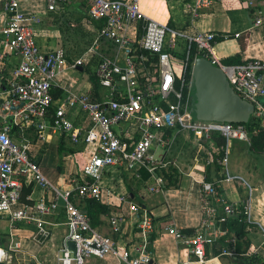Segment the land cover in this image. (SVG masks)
<instances>
[{
	"label": "built area",
	"instance_id": "obj_1",
	"mask_svg": "<svg viewBox=\"0 0 264 264\" xmlns=\"http://www.w3.org/2000/svg\"><path fill=\"white\" fill-rule=\"evenodd\" d=\"M71 1L45 0L46 10L57 13ZM222 1L186 3L184 9L191 25L180 29L146 15L141 0H88L86 23L92 31V40L75 56L65 46L43 51L36 40L40 15L25 13L20 0H0V75L3 76L12 58L17 59L11 78L0 91V264H33L23 255L21 243L13 240L17 225L35 226L32 240L43 245L52 236L45 218L62 211L66 215L67 234L57 249V264H92V259L103 260L108 256L118 264H154L148 245L154 230L153 218L146 209L128 197L120 198V206L128 208L143 235V243L121 248L112 236L92 226L79 203L88 199L104 202L108 195L104 177L117 167L130 173L145 169L153 181L148 191L161 193L163 181L157 172L177 167V162L166 160L165 155L183 134L193 137L195 159L204 153L207 165L220 155L213 134L226 138L224 156L218 160L225 167L226 177L218 184L225 187L241 183L248 189L250 202L242 210L239 205L220 199L224 215L219 216L211 201L219 198V191L214 183L203 180L205 217L200 228L192 235L176 225L165 230L170 237L187 245L199 264L207 262L208 249L218 248L221 255L236 256L235 238L227 241L231 249L220 246V241L229 236L221 226L229 217L244 213L249 222H254L251 219L254 188L229 169L232 142L250 145V134L243 124L195 120L191 114V79L194 63L200 56L218 66L233 90L254 105L252 117L259 129H264V61L251 58L226 65L215 52L214 45L220 37L194 29L201 12ZM248 5L253 7L254 1H248ZM261 24L262 20L257 19L256 26ZM240 37L241 34H236V38ZM80 68L89 82L87 92L77 90V81L72 85L64 81L79 74ZM55 87L65 92V98L56 106L54 119L50 121ZM81 115L84 119L80 124L77 120ZM33 135L39 140L64 135L73 145H85L88 160L67 188L54 186L41 172L32 156ZM158 147L165 151L160 157L153 153ZM33 183L52 196L41 198L35 205L23 203V188ZM4 222L10 236L7 246L1 235ZM124 222L123 215L113 216L111 232L121 234ZM70 243L74 244V250Z\"/></svg>",
	"mask_w": 264,
	"mask_h": 264
},
{
	"label": "crops",
	"instance_id": "obj_2",
	"mask_svg": "<svg viewBox=\"0 0 264 264\" xmlns=\"http://www.w3.org/2000/svg\"><path fill=\"white\" fill-rule=\"evenodd\" d=\"M20 1L22 10L25 13H37L41 17V23L36 26V40L38 46L43 51L59 47V44L61 41H64L67 35H70L71 38H69L72 43L84 42L85 35H91L92 37V31L86 23L88 18V0H72L70 4L61 7L57 13L47 12L45 0ZM191 1L168 0V3L165 2L164 4L163 2L161 3V0H153L149 2V6L153 5L157 10L162 5L165 8L169 7L173 12V16L167 17L168 21L166 24L182 29L191 25L189 16L185 13L184 9V5ZM248 1L250 0H223L209 9H204L201 12L200 18L194 24L195 30L213 32L220 37L216 45L220 48L221 53L218 52L216 55L223 63L234 60V63L239 64L251 58L264 61V0H253V7H249ZM149 6L144 5L143 8L144 13L148 16L147 11ZM67 17L68 19H66ZM257 19L262 20L260 26H256ZM1 20L2 16L0 14V25ZM78 20L81 21L80 24H78ZM66 23L67 26L64 29L63 27ZM77 29H80V32L82 31L84 36L77 33ZM70 31H73V33ZM236 34H241V37L236 38ZM223 37H228V39L224 40ZM1 39L2 36L0 35V42ZM57 44L58 46H56ZM16 62L17 59L12 58L11 62L6 64L3 76L0 75V91L5 88L6 83L11 78L12 65ZM83 72V70H79V74H77L81 77L72 74L70 77L64 79L65 83L72 85L73 81H77V90L87 92L89 82L83 76ZM57 92L60 95L56 98L54 96ZM52 95L54 99L52 109L55 110L56 106L62 104L65 92L55 87L52 89ZM83 119L84 115H81L77 123L81 124ZM31 139L32 155L43 175L54 186L63 187L61 189L67 188L70 180L80 174L88 160V154L86 158L84 157L87 153L85 145H73L70 139L64 135H52L45 140H39L37 136L33 135ZM185 141H192L191 136L183 142ZM177 143L178 139L175 145ZM192 143L194 142L192 141ZM49 148H52L54 151L58 150L57 153L60 156L64 155L61 158L59 167H42L43 159L47 157V155H44L46 154L45 149ZM43 150L44 153H42ZM193 151H195L194 156L196 157V145ZM198 158L201 161L200 168H191L188 171L184 170L185 172H182V168L177 167L181 175L177 189L166 187V183L162 178L163 191L158 194H151L148 191V187L153 185V181L151 179L147 181L143 179L142 171L145 169L138 170L136 173H130L125 168L120 167L111 169L104 177V187L108 195L104 202H100L109 207L111 211L109 216L103 217V225L96 228V230L112 236L115 240V234L110 230V219L113 216L123 215L125 218L123 231L119 234L120 239L115 240V242L121 248H130L143 243V235L138 228L135 217H132L127 207L120 206V198L128 197L133 203L146 209L153 218L154 230L148 239V245L150 251L153 253L154 264H199L198 258L191 253L190 248L184 243L170 237L165 230L167 226L176 225L185 234L192 235L200 228L203 222L205 213L203 208L202 181L204 179L205 166L207 165L205 161L206 154L202 153ZM32 185L33 192L28 198L33 205L37 204L43 197L52 196L40 190L35 183ZM220 188L222 193L221 195L219 193V198L211 200L212 204L218 208L219 216L224 215L223 204L220 199L230 201L239 206L250 202V198L247 196L248 193L246 194L247 188L244 186L235 184L233 186H221ZM262 189L259 195L251 200V219L254 222L248 221V215L246 222L242 223L239 221L242 226L244 225V229L239 237H236V234L231 231L228 225L224 224L229 236L220 241V246L231 249L227 241L228 239L235 238L238 243L234 250L236 256L221 255V250L218 248L208 249L207 262L203 264H250L251 256L260 259V262L257 261L256 264H264V187ZM259 211L262 214H258ZM45 220L51 229L52 236L43 245H39L32 240L36 231L35 226L17 225L18 231L15 233V237H18L17 242L21 243L23 255L29 258L33 264H57V249L62 245L67 234L66 226H64L66 215L63 211L46 217ZM60 227L63 228L62 232H56ZM221 227L223 229V225ZM3 244L7 246L8 241L7 244L5 241ZM92 264H118V262L113 257L108 256L103 260L92 259Z\"/></svg>",
	"mask_w": 264,
	"mask_h": 264
},
{
	"label": "trees",
	"instance_id": "obj_3",
	"mask_svg": "<svg viewBox=\"0 0 264 264\" xmlns=\"http://www.w3.org/2000/svg\"><path fill=\"white\" fill-rule=\"evenodd\" d=\"M80 20H78V24L81 23ZM77 33L82 34V31L80 32V29H77ZM84 40H85L83 42L84 45L76 47L75 50L72 47H66V48H69L68 50L70 51H74L75 56H79L85 50V48L91 44V40H92L91 35H85ZM70 43H72V41H70ZM73 43L80 44L82 42H73ZM194 56H195V53H194ZM233 61L227 62L225 64L226 65L237 64V63H234ZM99 89L100 88L98 87V90ZM58 95L60 94L57 92L54 97L57 98ZM54 115H55V110L51 108L50 116H49L50 121H53ZM243 125L246 126V128L249 131L250 145L243 143V142H239V141H233L231 149L234 151L237 147H241V149H243L246 152V154H248L249 156L255 157L258 161H261L264 165V129H259V124L258 122H256V120L253 117L251 118L249 123L243 124ZM167 134L171 135V132H168ZM180 139L181 138L179 137L178 143L174 146L175 149H172L173 151H171V153L168 154V157H170V159L178 157V159L180 160L181 158L180 154L183 153L182 151L183 150L188 151L190 147L192 149L191 151L192 157H194L195 151L193 150L195 148V144L192 143V141H185V142L182 141L181 142ZM213 140H214L216 147L220 150V155L214 160L213 163H211V165H206V166L204 165L205 174H204L203 180L214 183L221 195L222 191L218 183L222 181L223 179H225L226 174H225V167L221 165L218 160H220L224 156V151L227 145V140L226 138L222 137L218 133L213 134ZM61 150H62V147H61ZM166 160H169V158H166ZM261 174L264 178V167H261ZM157 175L163 178V180L166 183V187L168 188L171 187L175 189L178 188L179 182L181 180V175L176 166H172L169 169L158 170ZM142 177L145 181L151 179L150 174L146 170L142 171ZM32 192H33L32 184L29 186H24L22 195H21V201L27 205H33V203L28 200V196H30ZM245 205L246 204L244 203L242 206H240L242 210H244ZM79 208L83 210L84 212H86L94 228H98L102 226L104 223L103 217L109 216V213L111 211L109 207L101 204L99 201H96L94 199H88V200L81 201L79 203ZM246 219H247V214L245 213L239 216L233 215L228 218L226 225H228L231 231H233L234 234H236V237L237 236L239 237L244 229V225L242 226V224H240L239 221L243 223V222H246ZM119 239H120V235L116 233L115 240H119ZM250 260H251L250 264H256L257 261L260 262V259L256 257H252V256Z\"/></svg>",
	"mask_w": 264,
	"mask_h": 264
},
{
	"label": "water",
	"instance_id": "obj_4",
	"mask_svg": "<svg viewBox=\"0 0 264 264\" xmlns=\"http://www.w3.org/2000/svg\"><path fill=\"white\" fill-rule=\"evenodd\" d=\"M190 96L192 117L199 121L247 124L255 112L254 105L233 90L223 71L205 58L194 63ZM69 247L74 250L73 243Z\"/></svg>",
	"mask_w": 264,
	"mask_h": 264
},
{
	"label": "rangeland",
	"instance_id": "obj_5",
	"mask_svg": "<svg viewBox=\"0 0 264 264\" xmlns=\"http://www.w3.org/2000/svg\"><path fill=\"white\" fill-rule=\"evenodd\" d=\"M152 1L153 0H141V2H142V10L144 8V5L145 6H149V2H152ZM154 1H156V0H154ZM162 2L165 4V2L168 3V0H161V3ZM147 12H148V14H149V16L151 18H154V19H156L157 21H159L161 23H166L168 21L167 17L168 16H173V12L170 10V8L169 7L165 8L163 5L160 6L159 10H157L153 5L149 6ZM66 19H68V17ZM66 26H67V23L65 24V26L63 28L66 29ZM70 32L73 33V31H70ZM69 37H70V35L69 36L67 35L64 38V41H61L59 46L72 47L75 50L76 47L84 45L83 42L80 43V44L70 43V38L71 37L70 38ZM65 41H68V42H65ZM53 46H55V45H53ZM56 46H58V44ZM214 47H215V51H216L217 54H218V52L221 53V50H220L219 47H217V45H214ZM67 49H69V48H67ZM198 58H204V57L200 56ZM178 59L182 60V57L179 56ZM179 64L180 63H177V66ZM77 76L81 77L80 75H77ZM75 79H77V78H75ZM180 138H181L180 141L182 142L184 140H188L189 135L188 134H183ZM173 149H175V147ZM191 151H192L191 147L188 149V151H184L183 150L182 151L183 153L180 154V156H181L180 160L178 159V157L170 159V157H168V153L166 154V156H167V158H169V160H171L173 162L177 161V164H178L177 167L182 168L181 171L185 172V171H188L191 168H196V167L200 168V164H201L200 159L197 158L199 160V161H197V159H195V156L192 157ZM57 152H58V150L54 151L52 148L45 149V153L46 154H44V155H47V157L45 159H43L42 167H59V165L61 164L60 163L61 162V158H63L64 155L60 156V154H58ZM231 152H232V154H231L230 162H229V169H230L231 173L233 175H237V176L243 177L248 183H250V185L254 188V191H255L254 195H253V198H256L259 195V193L263 190L262 188L264 187V178H263V176L261 174V167H264L263 163L261 161H258L255 157L249 156L248 154H246V152L243 149H241V147H237L234 151L231 149ZM42 153H44V150H43ZM153 153H154V155L156 157H160L161 155H163L165 153V151H164V149L162 147H158V149L155 152H153ZM84 157L85 158L87 157V153L84 155ZM236 185L239 186V185H241V183H237ZM60 186H62V185H60ZM60 188H63V187H60ZM246 194L250 198L248 189H247ZM258 214H262V213H260V211H259ZM62 230H63V228L60 227V228L57 229L56 232L59 233V232H62ZM1 235L4 238V241L6 242V244H7V241L9 243L10 236L8 237L9 232H8V224H7V222L3 223V228L1 230ZM5 237H6V239H5ZM13 240H14V242H17L18 241V237H14Z\"/></svg>",
	"mask_w": 264,
	"mask_h": 264
}]
</instances>
